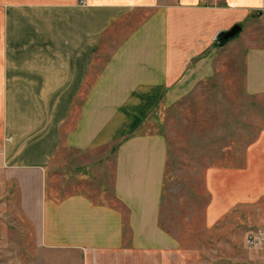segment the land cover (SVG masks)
Returning <instances> with one entry per match:
<instances>
[{"label": "crops", "instance_id": "0c3cea01", "mask_svg": "<svg viewBox=\"0 0 264 264\" xmlns=\"http://www.w3.org/2000/svg\"><path fill=\"white\" fill-rule=\"evenodd\" d=\"M234 23L251 78L264 0H0V199L25 230L20 264H187L197 231L229 229L264 176L251 160L208 166L204 205L181 210L148 126Z\"/></svg>", "mask_w": 264, "mask_h": 264}, {"label": "rangeland", "instance_id": "374dc122", "mask_svg": "<svg viewBox=\"0 0 264 264\" xmlns=\"http://www.w3.org/2000/svg\"><path fill=\"white\" fill-rule=\"evenodd\" d=\"M244 44L239 31L221 44L214 37L208 50L188 61L185 84L172 85L170 98L161 100L150 117L149 131L161 133L166 144L165 194L181 210L190 204L204 205L207 193L202 174L211 165L238 167L242 160H251L253 179L262 184L264 85L257 80L264 72L254 69L248 77ZM104 57L94 56L91 78ZM200 59L211 67L192 69ZM59 152L73 158L71 153ZM169 185L171 192H167ZM227 223L229 229L217 234L197 231V255L187 264H264V244L245 245L249 232L264 231V188L253 193ZM19 227L10 207L0 199V264H20L27 247L22 242L25 230Z\"/></svg>", "mask_w": 264, "mask_h": 264}, {"label": "built area", "instance_id": "2783aa9c", "mask_svg": "<svg viewBox=\"0 0 264 264\" xmlns=\"http://www.w3.org/2000/svg\"><path fill=\"white\" fill-rule=\"evenodd\" d=\"M79 1L80 3L83 2V0H79ZM263 244H264V231L250 232L245 237V245L248 248H259Z\"/></svg>", "mask_w": 264, "mask_h": 264}, {"label": "water", "instance_id": "95a60500", "mask_svg": "<svg viewBox=\"0 0 264 264\" xmlns=\"http://www.w3.org/2000/svg\"><path fill=\"white\" fill-rule=\"evenodd\" d=\"M239 30H240L239 24L234 23L228 29L218 32L215 38L217 42L221 44L226 42L228 39L234 37Z\"/></svg>", "mask_w": 264, "mask_h": 264}]
</instances>
